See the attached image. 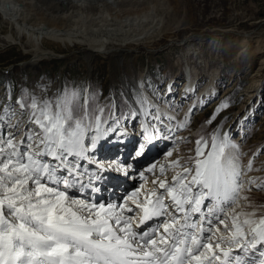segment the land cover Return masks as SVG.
Listing matches in <instances>:
<instances>
[{
  "label": "snow or ice",
  "instance_id": "6c2138e0",
  "mask_svg": "<svg viewBox=\"0 0 264 264\" xmlns=\"http://www.w3.org/2000/svg\"><path fill=\"white\" fill-rule=\"evenodd\" d=\"M141 127L125 155L120 118L86 90L0 105V264H264V204L242 195L253 161L239 163L230 132L201 137L194 156L153 163L122 202L86 194L106 171L128 177L173 131ZM102 141L122 145L107 163L96 155Z\"/></svg>",
  "mask_w": 264,
  "mask_h": 264
},
{
  "label": "rangeland",
  "instance_id": "374dc122",
  "mask_svg": "<svg viewBox=\"0 0 264 264\" xmlns=\"http://www.w3.org/2000/svg\"><path fill=\"white\" fill-rule=\"evenodd\" d=\"M160 2L163 10L159 19L161 25H167L170 32L164 31L157 36L158 39L156 37L149 41V48L140 45L135 53L122 55V62L128 68L132 67L138 78L136 80L141 78L138 83H143L152 98L161 102L164 108L161 118L169 116V113L174 114L177 125H185L169 133L170 139L175 134L182 135L177 142L174 159L178 157L184 160L194 156L198 139L203 137L210 141L213 135H221L227 130L232 142L238 146L239 163L245 166L249 159L253 161V170L249 171L253 183L245 181L246 189L250 188L251 191H245L242 195L248 196L256 205L264 204V186H261L264 185V152L256 154L264 150V0ZM123 8L127 9L126 6ZM135 9L129 7L127 10ZM5 34V24L0 22V105L14 103L30 94L54 97L68 89L77 90L83 96L86 90L94 106L111 109L114 116L120 118L128 132L126 138L132 141L133 134H141L142 124L156 122L150 119L142 123L131 117L130 113L134 109L130 101L126 100L122 90L113 82L122 74L113 58L105 55L92 57V68L88 72L86 64L80 59L82 54L77 46L63 48L45 43V48L54 50L62 57L43 59L39 62V68L32 70L26 65L31 57L24 53L27 47L23 44L24 39L20 40L22 44H12L2 39ZM242 41L244 44H240ZM227 46L231 48L224 49ZM257 49L260 50L257 55L251 52ZM120 59L117 57L119 63ZM192 66H195V71L188 70L189 78L184 80L183 72H186V67ZM213 70L219 73L217 87L216 91L206 97L207 100L197 96L199 100L196 104L190 99L180 104L179 100L173 101L182 94L179 91L185 87L186 92L194 96L201 93L207 80L212 77ZM257 72L259 77L253 78ZM189 80L196 81V85L187 86ZM170 84L172 89H167ZM246 90L249 94L245 96ZM172 93V105L171 102L170 105L167 102L165 104L163 100ZM255 102L262 104V107L259 106L261 109L253 117V112L249 111ZM193 107H197V110ZM248 114H252L251 117ZM240 119H247V122L242 125ZM125 143L130 145L131 141ZM109 149L104 148V153ZM108 155L112 153L102 158L106 163ZM120 176L123 177V174ZM111 178L115 179V176ZM141 181L138 180L136 184Z\"/></svg>",
  "mask_w": 264,
  "mask_h": 264
},
{
  "label": "bare ground",
  "instance_id": "6f19581e",
  "mask_svg": "<svg viewBox=\"0 0 264 264\" xmlns=\"http://www.w3.org/2000/svg\"><path fill=\"white\" fill-rule=\"evenodd\" d=\"M149 3H151L150 6H148ZM125 6L126 8L129 6L137 10H127L129 7L124 9L123 7ZM162 10L160 0H131L127 2L124 0H51V2H47V0H0V22L5 24L6 27V34L2 39L12 44H22L20 40L21 38L24 39L23 44L27 46L24 48V53H28L31 57L26 62V65L32 70L38 69L39 62L43 59L51 60L62 57L61 54H57L54 50L45 48V43L56 44L63 48H68L72 45L77 46L79 52L82 54L80 59L86 64L88 72L92 68L90 63L92 57L105 55L113 58L122 72L113 82L122 90L126 100L130 101V105H132L134 111H137L138 118L136 117L135 119L146 123L152 119V115H149V113H158L162 116L161 113H164V108L161 107L160 101L152 98L143 83H138L141 78L136 80L138 78H136L132 67L128 68L122 62V59H124L122 55L135 53L140 45L144 48H149L150 44H147L149 41L154 40L157 36L164 33V31L170 32L167 25H161L162 21H160L159 17L162 14ZM240 44H244L243 41ZM230 48V46H227L224 49L228 50ZM258 51L260 52L258 49L251 52L257 55ZM117 57H121V63L118 62ZM192 67H186V72H183L184 80H187L188 70L195 71V66ZM217 73L215 70L212 71V77L207 80L206 87L195 96L187 93V88L182 89L181 86L182 91H179L182 93H179L181 97L176 96L177 99L173 101L179 100L180 104L190 99L196 104L197 100H199L197 96L200 99H203V97L206 99L207 96L216 91L219 74ZM257 77H259L258 72L253 75V78ZM255 81H258V79ZM172 84L167 89H172ZM195 85L196 81L189 80L187 82V86L189 87H194ZM247 94L249 92L246 90L245 96ZM172 95L174 93L163 100L165 104L167 102L170 105L171 102L172 105ZM256 103L252 107L253 109L249 111V113L253 112V115L248 114L249 117L251 115L255 117L258 109H261L262 104ZM194 110L196 111L197 107ZM167 115L169 116L162 118L166 122L161 123L160 121H156L155 124L157 127L167 126L173 129V131L177 130V118L174 117V114L169 113ZM240 120L242 121V119ZM246 122L247 119L242 121V125ZM224 132L228 131L224 130L222 134ZM165 134L169 133L166 132ZM132 136L134 141L131 138H121L125 141H131L130 145L126 143L127 151L125 155L127 152H131L136 141L141 139L140 134H133ZM181 137L182 135L178 133L172 139L169 138L170 140L158 139L148 155L140 158L135 163V171L126 177V179L124 176H120V172L113 170L106 171L103 174V179L94 181L96 186L100 188V191L92 193L91 189H88L86 190V194H90V198L100 199L101 202H122L121 198L123 196L129 194L144 182L142 180L140 184H136L138 180H141L140 172H145V175L150 178L152 173L147 172V168L153 163H166L174 159L176 146H178L177 142ZM101 143L103 147L96 153L98 159H102L105 154L112 153V155L106 156V160H110L117 156L118 150L122 147L121 144H110L104 141ZM107 147L110 149L107 153H104V148ZM168 152L173 153L172 157H167L166 154ZM128 162L131 163L132 161L129 160ZM83 163L87 164V161ZM89 167L94 169L95 165H89ZM169 175L171 174L169 173ZM111 176H115L116 180L111 178ZM249 178L252 177L247 172L243 179L244 181H248ZM84 182H88L87 175L84 177ZM121 193L123 195L120 197Z\"/></svg>",
  "mask_w": 264,
  "mask_h": 264
}]
</instances>
